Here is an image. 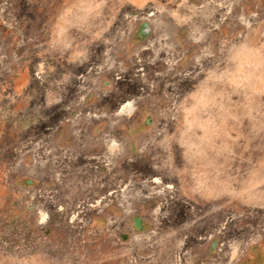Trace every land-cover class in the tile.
I'll list each match as a JSON object with an SVG mask.
<instances>
[{
    "label": "rangeland",
    "instance_id": "rangeland-1",
    "mask_svg": "<svg viewBox=\"0 0 264 264\" xmlns=\"http://www.w3.org/2000/svg\"><path fill=\"white\" fill-rule=\"evenodd\" d=\"M0 20V264H264V0Z\"/></svg>",
    "mask_w": 264,
    "mask_h": 264
},
{
    "label": "crops",
    "instance_id": "crops-1",
    "mask_svg": "<svg viewBox=\"0 0 264 264\" xmlns=\"http://www.w3.org/2000/svg\"><path fill=\"white\" fill-rule=\"evenodd\" d=\"M0 37H1V20H0ZM127 103H128V101H125L124 103H122V105H121V107H120V109H119V111H118V113H119L120 115H122V116L128 114V112H126V110H127V108H128ZM124 108H125L126 110H124ZM104 137H105V138H102V139H104L105 142L108 141L109 144H115L116 142H119V141H120V138H119L117 135H115V136H111V135L108 134L107 132L105 133V136H104ZM106 137H107V138H106Z\"/></svg>",
    "mask_w": 264,
    "mask_h": 264
}]
</instances>
